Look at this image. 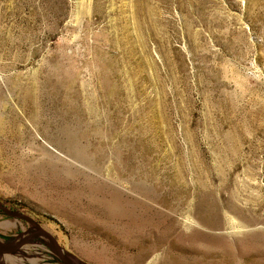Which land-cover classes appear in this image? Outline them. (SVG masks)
<instances>
[{
  "label": "rangeland",
  "instance_id": "rangeland-1",
  "mask_svg": "<svg viewBox=\"0 0 264 264\" xmlns=\"http://www.w3.org/2000/svg\"><path fill=\"white\" fill-rule=\"evenodd\" d=\"M38 227L73 264H264V0H0V242Z\"/></svg>",
  "mask_w": 264,
  "mask_h": 264
},
{
  "label": "water",
  "instance_id": "water-1",
  "mask_svg": "<svg viewBox=\"0 0 264 264\" xmlns=\"http://www.w3.org/2000/svg\"><path fill=\"white\" fill-rule=\"evenodd\" d=\"M36 235H43L46 237V239L49 241V245L51 247V250L54 255L59 259L60 264H73L68 257H66L60 245L58 244L55 237L50 234L48 231L44 230L41 227H38L35 231L28 233L24 236H22L18 241L12 244H3L0 242V252H12L19 247H21L24 243H26L31 237Z\"/></svg>",
  "mask_w": 264,
  "mask_h": 264
}]
</instances>
